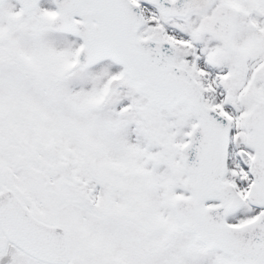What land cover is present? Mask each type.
<instances>
[{
    "label": "snow or ice",
    "instance_id": "1",
    "mask_svg": "<svg viewBox=\"0 0 264 264\" xmlns=\"http://www.w3.org/2000/svg\"><path fill=\"white\" fill-rule=\"evenodd\" d=\"M0 264H264V0H0Z\"/></svg>",
    "mask_w": 264,
    "mask_h": 264
}]
</instances>
